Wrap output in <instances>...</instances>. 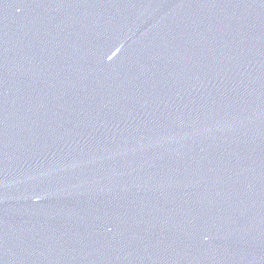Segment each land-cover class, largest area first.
I'll list each match as a JSON object with an SVG mask.
<instances>
[{"label":"water","instance_id":"water-1","mask_svg":"<svg viewBox=\"0 0 264 264\" xmlns=\"http://www.w3.org/2000/svg\"><path fill=\"white\" fill-rule=\"evenodd\" d=\"M0 264H264V0H0Z\"/></svg>","mask_w":264,"mask_h":264}]
</instances>
